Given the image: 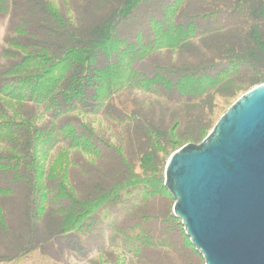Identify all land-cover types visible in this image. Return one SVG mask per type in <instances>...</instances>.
Segmentation results:
<instances>
[{
  "label": "rangeland",
  "instance_id": "rangeland-1",
  "mask_svg": "<svg viewBox=\"0 0 264 264\" xmlns=\"http://www.w3.org/2000/svg\"><path fill=\"white\" fill-rule=\"evenodd\" d=\"M43 1L56 20L75 30L94 27L100 17L92 11L62 15L60 0ZM141 2L125 19L130 5L114 8L88 39L73 42L23 34L27 21L49 19V12L34 5L20 18L13 0H1L0 163L13 168L0 169V196L15 199L18 208L8 204L11 212L0 203V240L11 241L9 251L0 249V264H206L172 216L175 200L163 186L166 166L175 151L201 143L239 97L264 83V46L249 48L254 30L264 27V0H159L160 8ZM225 24L232 26L222 35H234L232 27L246 33L238 49L228 51L233 62L241 60L238 72L205 87L196 100H183V92L196 93L187 68H200L188 63ZM186 27L191 35L181 45ZM106 31H113L110 41ZM84 44L83 59L94 76L78 74L80 101L65 100L60 87L44 92L40 74L47 76V68L28 55L47 54L52 66L66 52L62 46ZM249 55L255 61L243 63ZM28 62L26 72L10 74ZM220 62L205 72L204 83L219 75ZM61 72L52 70L49 77ZM20 175L30 177L29 197L11 185L10 177ZM9 187L11 193L1 192ZM81 214L88 215L86 222L77 220ZM3 218L10 231L1 226Z\"/></svg>",
  "mask_w": 264,
  "mask_h": 264
},
{
  "label": "water",
  "instance_id": "water-1",
  "mask_svg": "<svg viewBox=\"0 0 264 264\" xmlns=\"http://www.w3.org/2000/svg\"><path fill=\"white\" fill-rule=\"evenodd\" d=\"M164 185L206 264H264V83L171 155Z\"/></svg>",
  "mask_w": 264,
  "mask_h": 264
},
{
  "label": "trees",
  "instance_id": "trees-1",
  "mask_svg": "<svg viewBox=\"0 0 264 264\" xmlns=\"http://www.w3.org/2000/svg\"><path fill=\"white\" fill-rule=\"evenodd\" d=\"M15 2L16 5V9L20 12V18L24 15V10L28 11L29 9H31L34 5L36 6H40L41 9H39L40 11L45 10L47 7H44V1L43 0H26V3L23 2L22 0H13ZM142 0H60L59 2L63 5L64 11L61 10L62 15H64L66 13V11H68V13L70 11H73V13H78V14H90V11L95 12V13H99L100 12V17L97 19L95 26L92 28H88V27H81L80 30H75L72 29V27H70L69 25L63 23V21H58L56 20V17L54 16V12H52V7L51 5L48 4L49 7V11L45 10L48 13L49 19L48 18H38V19H34L32 17L31 20L27 21L22 27V33L23 34H34V37L39 36H49V35H53L54 39L57 40L58 36L61 35L62 37L60 38H64V40L68 41L69 38H71V40L73 42H79V41H85L86 39H88L89 37V32L91 31V29H95L99 26H101L106 19L110 16V14L112 13V10L115 9H119L122 6L125 7L126 5H130L128 8V10L121 16L123 19L130 17L131 13L133 12V10L130 7H134L136 3H138L139 5L142 4L141 2ZM145 1V0H144ZM159 0H148V2L151 4H153V6L155 4H158L159 8L161 7V5L158 3ZM252 1V0H250ZM249 0H235V2L233 3H237V5H240L241 3H246L247 5H249L250 3ZM1 2V0H0ZM135 2V4H134ZM1 5H3V3H0ZM126 14V15H125ZM61 18V17H60ZM155 18V15H154ZM47 20L48 21V25H46L44 23V21ZM155 20V19H153ZM106 23V22H105ZM73 24V22H72ZM105 25V24H104ZM32 26H37L38 27V31L33 30ZM67 26V27H65ZM232 24H225L224 26L222 25L223 29H222V33L218 35L216 41L214 43H207L204 44L205 50L201 51V53L196 57L198 59L195 60V62L192 63H188V66H198L200 68H196V67H189L187 68L188 71H190L191 73H187L185 76L187 78L193 79L194 81H196L195 83H193V89L196 90V93H186L183 92V100H196L197 94L199 93V91L203 90L205 87L206 88H210V86H212V84L216 81H219L221 78L222 80L226 79L227 77H230V79L238 72V67L237 65H239L240 63H237L238 61L241 60H236V61H232L233 60V54L228 55V51H233V50H237L238 47L242 44V40L243 38L246 36V33L243 34L241 33L240 29H236L235 27H232V29L235 30L234 35H222L223 32H227L229 31V29L231 28ZM263 27V26H262ZM264 28V27H263ZM263 28H259L258 30H254V33L252 35V37L255 36L254 42L251 43L249 45L250 49L253 48H258L261 47L263 48L264 46V29ZM104 28H102V31ZM188 30V32L182 35L181 37H179L181 39V45H183L184 43L189 41V36L191 34H189V32L192 30V28L190 27H186V30ZM62 30V31H61ZM180 30L182 31L181 27ZM78 31L79 34L81 35V37H78ZM103 33V32H102ZM198 32L195 33V36H197ZM210 35V33H208L206 35V37ZM113 36V31L109 32L106 31V34L104 36V38L107 41H110V37ZM205 37V38H206ZM202 39V37H201ZM200 40V39H199ZM97 44L94 45L95 48L99 49V47L97 46ZM191 47V46H190ZM63 50H65L66 52L59 58L57 59L53 65H49V61L47 59L50 58L49 55L47 54H34V55H28V57L30 59H33L32 57H34L35 59H37V64L39 66H43L47 68L46 72H47V76L42 75V73L40 74V76H42L43 78H45V81L42 85V89L44 92H51V91H55L57 88H59L57 91L60 92H64L65 94H67L65 97V100L70 101V100H77L82 98L81 96V91L80 89L83 88V84H82V79L81 76H79L80 74H82V76L84 74H90L92 77L94 76V73H92L93 71V65H91L90 62H86L83 59V55L84 54H88V50L87 47H85L84 45H78L77 48L73 45L71 46H62L61 47ZM95 49L94 52L97 50ZM46 50L48 51H52L53 48H47ZM12 55H14V53H12ZM251 58L250 62H254L255 58L251 57L249 55V57H247L246 59L242 60L244 61L243 63H247L249 62ZM28 61V60H27ZM221 61V62H220ZM62 62V66L61 67H57V65ZM216 62H220V64L218 65L220 67L219 70V75L213 79V81H205L203 80V77L206 75L205 72H207L209 69H215ZM229 62V63H226ZM225 64H231L228 67H226ZM237 64V65H235ZM212 65V66H211ZM233 65H235L233 67ZM25 67H20L18 69V71H14L11 72L10 74L16 73L18 74V72H22V70L24 72H26L27 68H29V62L25 65ZM57 68H59L60 70H62L61 73H59L57 75V77H55L54 79H51L50 73L52 70H56ZM202 68V69H201ZM197 69H199L197 71ZM99 70H101L99 68ZM79 74V75H78ZM202 74H204L202 76ZM223 74V75H221ZM39 83V81H38ZM263 82H260L258 84H261ZM257 84V85H258ZM8 94H11L8 93ZM45 94V93H44ZM10 98H12V96H10ZM41 99H48V97L46 95H41ZM39 102L40 100L37 99ZM211 132V131H210ZM209 132V133H210ZM208 133V134H209ZM207 134V135H208ZM206 135V136H207ZM193 143V142H190ZM188 144V143H187ZM13 168L10 165H4L0 163V169L1 168ZM17 168V167H15ZM30 178V177H29ZM29 178L26 176H11L10 177V182L11 185H19L20 187H23L21 189V197H29V193H28V189L27 187L31 185V182H29ZM31 181V180H30ZM163 186L165 187V185L163 184ZM166 188V187H165ZM166 190L168 191V189L166 188ZM2 191H7L6 193H11L12 190L10 189H1ZM16 191V188H15ZM17 193V191L15 192V194ZM32 194H34V191L32 192ZM4 198L3 196H0V203H2V208L5 209H10L8 207V204L10 205H14L15 207L13 208V210H16L18 207L16 206L14 200L15 199H4V201H2ZM8 200V201H7ZM32 200V199H31ZM20 201H22L20 199ZM33 202V200H32ZM75 203H77V201H75ZM0 205V207H1ZM9 205V206H10ZM12 209H10L11 211ZM12 212V211H11ZM27 213V211H26ZM98 216V215H97ZM172 216L175 218H178L175 216L174 213H172ZM77 220H81L84 219V221L86 222V220H88V215L85 214H81L79 219L78 217H76ZM94 221L95 223H97V219H90L89 222ZM88 222V223H89ZM69 226H71V228H75V224H70V223H66ZM182 228L183 224L181 223ZM1 226H6V230L10 231V228H8L7 226V222L5 221V219L3 218L2 220V225ZM74 226V227H73ZM5 229V228H4ZM84 230L83 227L77 228V230ZM33 230H35V228H33ZM188 237V241L189 243H191L190 245L193 248V251L195 253H197L199 255V257H201L204 260L203 255L200 253L199 250L196 249V247L194 246V244L191 242V239ZM4 238V239H3ZM1 237L0 240V249L4 247H6V249H10L9 247V243H11L10 239H5L6 237ZM17 240V239H16ZM15 243V242H13ZM9 251V250H8ZM20 257V256H19Z\"/></svg>",
  "mask_w": 264,
  "mask_h": 264
}]
</instances>
